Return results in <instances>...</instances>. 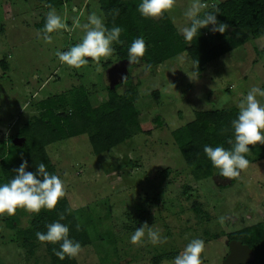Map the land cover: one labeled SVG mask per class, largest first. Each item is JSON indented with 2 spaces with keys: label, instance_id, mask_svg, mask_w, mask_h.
<instances>
[{
  "label": "rangeland",
  "instance_id": "rangeland-1",
  "mask_svg": "<svg viewBox=\"0 0 264 264\" xmlns=\"http://www.w3.org/2000/svg\"><path fill=\"white\" fill-rule=\"evenodd\" d=\"M221 1L174 0L168 13L175 22L181 15L185 27L184 12L193 3L201 6L202 15ZM55 12L65 27L45 41L36 27L48 13L41 0H0V137L16 134L38 115L40 100L65 92L71 101L69 90L80 84L89 90L98 84L90 91L97 102L105 98L106 85L119 86L121 95L138 91L135 105L142 125L141 132L101 154L93 152L86 134L46 147L72 210L91 238L81 246L78 263L153 264L161 252L180 254L199 238L204 241L201 264H227L226 234L264 222V159L249 163L236 178H195L172 131L197 110L237 106L252 87L264 89V35L251 36L200 72L187 52L154 68L115 57L104 68L111 55L75 68L61 63L57 52L81 42L91 13L104 23L103 14L98 0H68ZM217 32L212 45L222 41ZM156 90L159 96L153 94ZM258 99L264 104V97ZM166 168L171 172L163 175ZM15 214L20 218L16 228L7 225L9 215L0 219V264H52L45 243L32 250L23 246L19 230L28 226L30 212ZM144 224V237L133 244L131 235ZM150 229L159 235L156 244L148 239Z\"/></svg>",
  "mask_w": 264,
  "mask_h": 264
},
{
  "label": "trees",
  "instance_id": "trees-1",
  "mask_svg": "<svg viewBox=\"0 0 264 264\" xmlns=\"http://www.w3.org/2000/svg\"><path fill=\"white\" fill-rule=\"evenodd\" d=\"M41 1L49 12L62 8L68 0ZM141 2L142 0H98L106 29L110 30L114 26L123 29L120 41L112 44L111 57L103 62L104 68L113 63V57L127 60L128 47L135 38L141 36L146 43V53L141 60L148 67L154 68L180 53L187 52L200 72L205 64L241 46L251 36L264 35V0H224L213 3L205 10L201 17L211 12L216 14L218 23L226 24L223 33L217 32L222 41L214 45L210 41L214 34L211 30L213 25L201 28L197 31L196 38L186 41L167 11L157 18L146 19L141 16L137 10V5ZM46 17L47 15H43L36 24L40 32L46 23ZM229 31L232 36H228ZM2 63L7 66L5 62ZM126 82L129 84L131 79L127 78ZM96 87L89 90L84 84L73 86L69 90L71 101L65 92L40 100L38 115L28 120L16 134L0 137V184L14 178V170L20 166L22 160L28 161V171L35 172L37 165L44 163L47 171L58 175L56 165L46 148L49 144L86 134L93 152L101 154L142 131L139 110L135 105L139 98L138 91L121 95L117 90L119 86L106 85L103 90L106 93L105 98L97 102L96 93L90 92ZM153 94L160 95L158 90ZM66 104L68 109H63ZM238 112L237 106L197 110L192 120L172 131L174 141L195 178L216 175L217 170L203 148L205 145L231 147L228 143L229 139L234 140L231 121L237 118ZM249 147L251 150L246 154L249 163L264 159V144L258 142ZM170 172L171 168H166L162 174L168 175ZM20 210L21 208L17 209L18 212ZM61 215L64 217L62 223L69 226L70 238L79 241L81 246L91 242L87 227L78 222L65 190V196L58 201L55 209H42L38 214L30 213L28 226L19 230L23 246L32 250L40 242L36 232H46V225L59 220ZM1 217L2 215L0 219ZM16 221H20L16 214L6 218V223L11 228L17 227ZM226 237L230 241L240 240L251 247L255 260L249 264H264L263 221L230 232ZM45 244L52 264H79L76 257L70 259L66 256L61 260L54 254L53 249H59V243ZM177 255L178 252H161L153 258V264H163Z\"/></svg>",
  "mask_w": 264,
  "mask_h": 264
},
{
  "label": "clouds",
  "instance_id": "clouds-1",
  "mask_svg": "<svg viewBox=\"0 0 264 264\" xmlns=\"http://www.w3.org/2000/svg\"><path fill=\"white\" fill-rule=\"evenodd\" d=\"M174 0H142L137 5V10L144 18H157L173 8ZM200 5L193 3L189 6L184 16L188 24L182 30L186 41L196 38L197 31L203 27L213 25L212 31H225L224 23L217 22L214 13L207 12L201 17ZM75 12L76 9L73 8ZM78 20V17L76 18ZM90 25V26H89ZM65 25L55 10L47 13L46 23L42 33L45 41H50V33L64 28ZM86 33L81 42L71 46L67 51L57 52L61 63L69 67L80 68L88 63L86 57L99 63L101 58H108L112 52L113 42L120 41L123 29L114 26L106 29L102 19L95 13L88 17ZM146 43L143 36L135 38L127 49L129 64L138 63L145 56ZM264 97V89L254 86L240 100L237 105L239 112L236 119L231 121L234 129V140L229 139L230 148L205 145L204 153L217 170L216 175L221 179H232L240 174L241 170L248 167L249 161L246 154L250 152L249 145L258 142L264 144V104L258 99ZM28 161L22 163L14 171L16 175L7 183L0 184V215H14L18 208L30 213H40L42 209H55L58 201L65 196V186L62 179L46 170L44 163L37 165L35 172L28 171ZM61 215L56 220L46 225V232H36V237L41 243H59V249L54 248V254L61 260L75 258L81 251V243L74 241L69 236V226L61 223ZM146 224V223H145ZM145 224L137 227L130 239L133 244L139 243L145 235ZM148 239L156 244L159 241L157 232L151 229L147 233ZM204 251V241L199 238L192 239L184 250L174 257L173 264H201V253Z\"/></svg>",
  "mask_w": 264,
  "mask_h": 264
},
{
  "label": "water",
  "instance_id": "water-1",
  "mask_svg": "<svg viewBox=\"0 0 264 264\" xmlns=\"http://www.w3.org/2000/svg\"><path fill=\"white\" fill-rule=\"evenodd\" d=\"M254 260L255 254L249 245L237 239L230 241V252L226 257L227 264H249Z\"/></svg>",
  "mask_w": 264,
  "mask_h": 264
},
{
  "label": "crops",
  "instance_id": "crops-1",
  "mask_svg": "<svg viewBox=\"0 0 264 264\" xmlns=\"http://www.w3.org/2000/svg\"><path fill=\"white\" fill-rule=\"evenodd\" d=\"M78 8V7H77ZM168 12V11H167ZM171 17V16H170ZM171 19H172V17H171ZM173 20V22H174V24L178 27V29L180 30V32L182 33V30H183V28H184V24H186V23H184V21H182L183 20V18H182V16L180 15V16H177V21L175 22V20L174 19H172Z\"/></svg>",
  "mask_w": 264,
  "mask_h": 264
},
{
  "label": "built area",
  "instance_id": "built-area-1",
  "mask_svg": "<svg viewBox=\"0 0 264 264\" xmlns=\"http://www.w3.org/2000/svg\"><path fill=\"white\" fill-rule=\"evenodd\" d=\"M205 4V3H204Z\"/></svg>",
  "mask_w": 264,
  "mask_h": 264
}]
</instances>
